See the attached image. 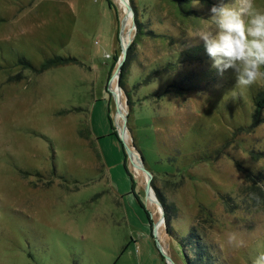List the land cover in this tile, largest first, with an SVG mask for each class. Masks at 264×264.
Wrapping results in <instances>:
<instances>
[{
	"label": "rangeland",
	"instance_id": "obj_1",
	"mask_svg": "<svg viewBox=\"0 0 264 264\" xmlns=\"http://www.w3.org/2000/svg\"><path fill=\"white\" fill-rule=\"evenodd\" d=\"M134 1L123 88L125 2L0 0V264H186L195 228L215 264L264 253V79L237 86L198 37L235 0Z\"/></svg>",
	"mask_w": 264,
	"mask_h": 264
},
{
	"label": "clouds",
	"instance_id": "obj_2",
	"mask_svg": "<svg viewBox=\"0 0 264 264\" xmlns=\"http://www.w3.org/2000/svg\"><path fill=\"white\" fill-rule=\"evenodd\" d=\"M211 12L213 27L203 29L198 37L212 67L221 75L232 70L241 87L264 79V10L252 0H235L231 5L213 6ZM253 264H264V253Z\"/></svg>",
	"mask_w": 264,
	"mask_h": 264
},
{
	"label": "trees",
	"instance_id": "obj_3",
	"mask_svg": "<svg viewBox=\"0 0 264 264\" xmlns=\"http://www.w3.org/2000/svg\"><path fill=\"white\" fill-rule=\"evenodd\" d=\"M170 1H172L173 3H175L177 6H179L182 9L186 6V4H189L191 2V0H170ZM107 2L110 7L111 3L109 1ZM131 2H132V8L135 12L137 31L135 34V38L133 39L131 45L129 46V49L127 52V58L121 68V76H120L119 83H120V86H122L123 88L125 87L124 79H125L126 72L133 62V56H134L135 48L137 45L136 38L138 37L139 34H141L140 29H142V23L138 19V7L136 6V3L134 0H131ZM166 68H168V65ZM169 70H166V69L158 70L157 69V70L152 71L151 74L145 79V85L152 83L158 76L163 75V74L165 75L167 71ZM171 86L172 85H169V88ZM128 103L129 105H132V102L130 101V99L128 100ZM254 103H255V113L253 115V127L260 124L261 122H264V90H260L259 92H257L256 96L254 97ZM153 177L156 178V175L153 174ZM153 188L155 189L156 196L161 202L163 209H164L165 220H166V229H165L166 234L171 237H178L177 232L175 231L171 223L173 217L176 214L175 208L167 202L165 196L162 194L161 190L157 188L155 184H153ZM181 245L185 251L186 264H215L216 263L215 254L211 250V247L207 246L203 242L202 236H200L196 228L191 229V232L186 235L183 241H181Z\"/></svg>",
	"mask_w": 264,
	"mask_h": 264
},
{
	"label": "water",
	"instance_id": "obj_4",
	"mask_svg": "<svg viewBox=\"0 0 264 264\" xmlns=\"http://www.w3.org/2000/svg\"><path fill=\"white\" fill-rule=\"evenodd\" d=\"M120 1H122L123 3L125 2V6L127 8V13H128L129 16H131V19H132L133 16H134V12L132 10L131 4H130V0H120ZM124 28H125V26H124V23H123L122 24V29H121V36L123 35ZM122 38H123V36H122ZM128 46H129V43H128L127 46H123V54H124V57H123L122 61L120 62V65H122L124 63ZM118 112L121 113V110L118 109ZM124 137H125V134L124 133H121L120 138L122 140H124L125 139ZM127 151H128L129 156H130L131 155V151L128 148H127ZM141 164H142V161H141ZM142 168L148 174L147 185H146L147 195L149 196L150 193L153 194V196L155 198V201L157 202V204L159 205V208L161 210L162 221H164V209H163V206H162L161 202L158 200V198H157V196H156V194L154 192V189L151 186V180H152L153 174L151 172H149L148 170H146L145 167H142ZM161 250L165 254V257H166V260H167L168 264H175L172 261V259L170 258V256L162 249V247H161Z\"/></svg>",
	"mask_w": 264,
	"mask_h": 264
},
{
	"label": "bare ground",
	"instance_id": "obj_5",
	"mask_svg": "<svg viewBox=\"0 0 264 264\" xmlns=\"http://www.w3.org/2000/svg\"><path fill=\"white\" fill-rule=\"evenodd\" d=\"M129 19H130V16L127 14V17H126V19L124 20V26H125V27H126L127 22L129 21ZM123 43H124V46H127V45H128L125 36H123ZM120 105H121V104H120V102H119V108H120V110H121V106H120ZM132 156L134 157V159H135L136 161L138 160L134 155H132ZM151 196L154 197L153 195H151Z\"/></svg>",
	"mask_w": 264,
	"mask_h": 264
},
{
	"label": "crops",
	"instance_id": "obj_6",
	"mask_svg": "<svg viewBox=\"0 0 264 264\" xmlns=\"http://www.w3.org/2000/svg\"><path fill=\"white\" fill-rule=\"evenodd\" d=\"M163 264H166L165 262Z\"/></svg>",
	"mask_w": 264,
	"mask_h": 264
}]
</instances>
